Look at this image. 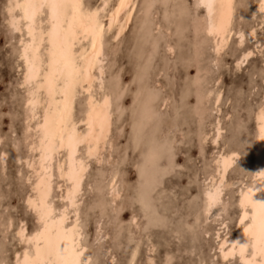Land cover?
Segmentation results:
<instances>
[{"label": "rangeland", "instance_id": "1", "mask_svg": "<svg viewBox=\"0 0 264 264\" xmlns=\"http://www.w3.org/2000/svg\"><path fill=\"white\" fill-rule=\"evenodd\" d=\"M7 1L0 0V264H15V255L30 246L18 229L29 236L39 226L27 203L37 152L34 131L26 129L23 28H10ZM196 1L135 0L122 35L104 37L103 89L94 95L111 98L109 143L99 158L87 160L75 207L89 264H240L237 256L222 261L217 245L237 231V193L251 176L255 113L264 91V20L253 13L257 0H234L233 33L215 53ZM245 50L253 55L235 64ZM85 98L76 97V118ZM216 120L221 134L214 142ZM229 152L237 158L221 198L206 211L214 160ZM83 153L80 147L78 156ZM113 175L117 197L108 191ZM53 178L49 200L57 210L68 184Z\"/></svg>", "mask_w": 264, "mask_h": 264}, {"label": "bare ground", "instance_id": "2", "mask_svg": "<svg viewBox=\"0 0 264 264\" xmlns=\"http://www.w3.org/2000/svg\"><path fill=\"white\" fill-rule=\"evenodd\" d=\"M83 1L80 0L83 5L82 13L77 15L73 32L70 34L67 43V50L74 57L77 66L86 71H83L76 78L72 88L67 93L64 91V80H60L55 90L51 91L46 79L52 49L48 35L52 30L50 18L47 15L44 16L43 20L41 17H37L32 25V34L30 35L29 26L31 22L23 19L21 10H17L12 15L8 14L7 22L10 28L14 19L17 22V27L16 29L12 27L13 30L18 31L19 28H23V38L19 41V58L23 64L21 84L26 86L25 107L27 111L26 120L28 121L26 129L27 131H34L36 139L33 141L32 149L37 152L36 159L31 162L35 179L31 188L33 194L27 197V203L37 214L39 222V226H36L37 228L29 236L25 235L23 228L18 229V235L22 239L25 238L30 246L20 254L15 255V264H34L38 261L55 259L54 256H48V237L49 235L55 237L58 231L63 232L65 229H75L74 233L69 231V236L74 240L77 251L82 254L80 258L86 259L88 262L90 259L89 253L85 252V246L80 242L81 228L78 224V213L75 207L77 206L81 182L87 169V160L99 158L108 142L112 123L110 95L102 92L96 96L94 91L101 92L103 89L101 79L103 76L104 37L112 31V39H117L122 35L130 20L135 0H116L110 9L108 8L110 0H99V5L91 7L84 5ZM13 2L24 3V0H13ZM196 2L204 8V20H206L204 29L212 39L215 53H219L226 47L233 33L231 24L234 15V0H197ZM8 3L9 0L6 9ZM255 12L260 14L263 21L264 12L261 11V0H257L253 13ZM90 13L95 14V20L100 25L95 29V35L89 29L90 22L87 17ZM69 19L71 20V12ZM63 27L67 30L68 24ZM247 34L250 39H254V30H248ZM235 35L239 37V43L242 42V33L238 31L235 32ZM60 41L63 42V33H61ZM259 43L257 41V45ZM260 44L264 47V36ZM250 55H253L252 50L243 51L235 64L240 66ZM262 80L264 82V65L262 67ZM79 93L86 94V98L82 115L76 118L74 116V104ZM262 99L263 103L255 113L256 126L251 154V176L249 181L238 190L236 197V204L239 209L236 222L237 231L233 236L222 237L217 245L222 261L237 256L240 264H246L247 261H251L252 264H264V256L260 255L258 247H253L256 243L255 238L250 233L245 232V228L252 222L250 216L254 208H258L259 202L264 200V140L260 138V129L264 127V91ZM219 100L220 93L217 92L214 95V105H217ZM164 103L165 101H163V105ZM62 114L66 122L63 130L64 144L61 146L60 137L57 135L54 150H48L49 146L45 141L46 122L48 131L55 132ZM219 123L216 120L214 124V142L220 138ZM69 138H72L71 147H69ZM42 141L45 143L42 144ZM80 147H83L84 150L83 157L78 156ZM60 154L61 158H58L57 156ZM45 155H47V159L44 158ZM235 158H237L235 152L219 153L215 158L214 173L209 177L210 184L204 190L206 211L221 198L225 187L226 173L232 167ZM28 164L30 163L28 162ZM54 176L62 184H68V187L63 192L61 191L62 194L59 198L64 204L57 210L54 209L55 207L49 200ZM114 181L115 175L111 176L109 180L108 191L113 197H117ZM61 186L57 187L60 188ZM70 214H72V220L69 217ZM246 214L248 218L242 222V217H246ZM68 218H70L69 223H67ZM223 226L225 225L222 223L221 227ZM46 227L47 232L45 231ZM38 233H42V235L37 236ZM67 246L71 248L73 245L69 243ZM38 249L40 250L39 254Z\"/></svg>", "mask_w": 264, "mask_h": 264}, {"label": "snow or ice", "instance_id": "3", "mask_svg": "<svg viewBox=\"0 0 264 264\" xmlns=\"http://www.w3.org/2000/svg\"><path fill=\"white\" fill-rule=\"evenodd\" d=\"M83 5L80 0H24V3H14L13 0H9L7 11L9 15H12L17 10L23 12V19L30 23L29 34H32V25L37 17H43L47 15L50 18L52 30L48 33L50 37V43L52 49L50 51V63L49 72L46 79L48 80L49 88L54 91L58 86L60 80L65 81V93L71 88L76 78H78L84 69L77 66L74 57L67 50V43L70 34L73 32L75 21L78 13H82ZM261 11L264 12V0H261ZM71 12V20L69 19V13ZM90 22L89 29L95 35V29L100 27L95 20V14L90 13L87 17ZM68 24V29H64V25ZM12 27L16 29L17 22L14 19L12 21ZM61 33H63V42L60 41ZM95 46V45H93ZM66 126V122L63 114L59 121V126L55 132H49L47 129V122L45 126V141L47 142L49 149L54 150V142L57 135L60 137L61 146L64 144L63 130ZM260 138L264 140V127L260 129ZM42 141V144L45 143ZM72 146V138H69V147ZM47 159V155L44 157ZM243 203V202H242ZM47 215V213H45ZM247 217H242V222ZM251 223L245 228L246 233H250L256 243L254 248L258 247L261 256H264V200L259 202V207L254 208L251 216ZM45 231L48 229L46 227ZM69 231L75 232V229L67 230L63 232H57L55 237L49 235L48 237V256H54L55 259H48L46 261L34 262V264H88L86 259H81V253L77 251L74 240L69 236ZM42 235L38 233L37 236ZM71 243L73 246L70 248L67 245ZM223 247V246H221ZM235 247V245H233ZM39 254V249L37 250ZM243 255V251H242ZM246 264H252L251 261H247Z\"/></svg>", "mask_w": 264, "mask_h": 264}]
</instances>
